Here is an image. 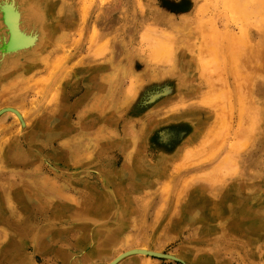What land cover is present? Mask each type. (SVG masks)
<instances>
[{
	"label": "rangeland",
	"instance_id": "374dc122",
	"mask_svg": "<svg viewBox=\"0 0 264 264\" xmlns=\"http://www.w3.org/2000/svg\"><path fill=\"white\" fill-rule=\"evenodd\" d=\"M35 1L0 75V264H264V0Z\"/></svg>",
	"mask_w": 264,
	"mask_h": 264
},
{
	"label": "bare ground",
	"instance_id": "6f19581e",
	"mask_svg": "<svg viewBox=\"0 0 264 264\" xmlns=\"http://www.w3.org/2000/svg\"><path fill=\"white\" fill-rule=\"evenodd\" d=\"M30 1L33 2V5L31 4ZM0 6H1V8H0V26H2L1 31H3V32L5 31L6 34L5 33L4 34L7 36L6 37L7 40L4 42L5 44H3L2 46L0 44V75H1V73L7 72V71L11 70L13 67H15V62L17 60H15V58L13 56H11V54L13 51H15V52L20 51L18 49L20 44L31 43V46H32V44L35 45V43H37V41H39V35L37 38V35L35 36V34H32V32L34 31V33L37 32V34H38V32L40 31L42 23L45 19L44 7L46 8V5L41 4V2L37 3L35 0H0ZM48 11H50V10H48ZM28 27H33L34 29L29 30ZM41 30H42V28H41ZM48 30H49V26H48ZM29 31H32V32L30 33ZM43 33H44V31H43ZM52 34H53V32H52ZM43 35H45V34H43ZM250 35H251V38H253L252 37L253 35L251 33H250ZM233 40H234V38H233ZM227 46H228L227 47L228 52H230L229 55L231 57V70L233 71L232 74H234V79H233V76H231V78L229 79V82H230V86L232 88V91H234V95L237 97L239 77H240V74L242 71L241 65L244 67L247 66L248 61H247V58H245L244 62L237 63L239 56H238V52H235L232 49L234 46V43L232 42V44H228ZM21 50H22V48H21ZM6 110L10 111L11 109L9 108ZM13 112L17 113L16 110H14V109H13ZM221 203H222L221 205L224 206L225 210L231 209L230 206H232V203L229 202L228 200H223ZM141 250L143 252H145V249H141ZM143 255H145V254H143Z\"/></svg>",
	"mask_w": 264,
	"mask_h": 264
},
{
	"label": "water",
	"instance_id": "95a60500",
	"mask_svg": "<svg viewBox=\"0 0 264 264\" xmlns=\"http://www.w3.org/2000/svg\"><path fill=\"white\" fill-rule=\"evenodd\" d=\"M2 111H3V110H2ZM2 111H0V112H2ZM136 252H140V251L134 249V250H130V251H128V252H125V253H123L122 255H120L116 260H114L111 264H113L114 262H116L117 260L121 259L122 257H124V256H126V255H128V254L136 253ZM149 254L154 255V256H160L158 253H154V252H151V253H149ZM163 256H164V255H163Z\"/></svg>",
	"mask_w": 264,
	"mask_h": 264
}]
</instances>
